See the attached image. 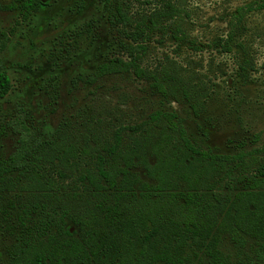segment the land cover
Returning <instances> with one entry per match:
<instances>
[{
	"label": "trees",
	"instance_id": "trees-1",
	"mask_svg": "<svg viewBox=\"0 0 264 264\" xmlns=\"http://www.w3.org/2000/svg\"><path fill=\"white\" fill-rule=\"evenodd\" d=\"M99 1L112 24H133L121 5ZM252 4L234 15L225 49H231L246 10L264 8V1ZM48 6V0H19L9 8L26 20ZM180 13L172 4L155 9L135 24L144 30L142 41L123 44L129 59H109L85 81L95 85L129 74L151 81L165 99L183 93L190 101L195 95L169 69L142 65L153 33L185 41ZM12 89L0 63V99ZM150 120L164 126L146 145L124 139L141 126H123L100 139L68 138L49 124L40 135L21 119L11 123L21 130L17 148L0 160V221L17 238L8 264H230L225 240L240 254L249 247L264 262V144L251 151L240 144L236 154L222 155L195 142L174 112L158 111ZM45 165H55L71 184L46 177Z\"/></svg>",
	"mask_w": 264,
	"mask_h": 264
},
{
	"label": "rangeland",
	"instance_id": "rangeland-1",
	"mask_svg": "<svg viewBox=\"0 0 264 264\" xmlns=\"http://www.w3.org/2000/svg\"><path fill=\"white\" fill-rule=\"evenodd\" d=\"M48 1L45 10L25 20L19 10L9 8L19 0H0V48L5 44L0 63L13 84L0 99V160L17 148L21 130L11 123L18 119L36 134L49 124L68 138L104 139L123 126H141L137 132L126 131L124 139L128 145H146L164 126L151 121V115L168 111L207 151L234 155L240 144L246 151L264 144V8L246 10L231 49L223 46L237 11L264 0H113L131 18L128 27L112 24L99 0ZM167 4L180 10L186 39L178 44L170 33H153L142 65L154 72L169 69L196 100L183 93L165 99L151 81L129 74L111 75L95 85L85 81L109 59H129L123 44L140 42L144 34L135 24ZM41 170L71 184L59 177L55 165ZM134 171L146 179L142 168ZM12 233L0 221V264L10 261L17 242ZM222 249L230 264H264L249 247L240 254L225 240Z\"/></svg>",
	"mask_w": 264,
	"mask_h": 264
},
{
	"label": "water",
	"instance_id": "water-1",
	"mask_svg": "<svg viewBox=\"0 0 264 264\" xmlns=\"http://www.w3.org/2000/svg\"><path fill=\"white\" fill-rule=\"evenodd\" d=\"M71 231H73V229Z\"/></svg>",
	"mask_w": 264,
	"mask_h": 264
}]
</instances>
